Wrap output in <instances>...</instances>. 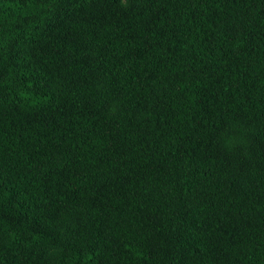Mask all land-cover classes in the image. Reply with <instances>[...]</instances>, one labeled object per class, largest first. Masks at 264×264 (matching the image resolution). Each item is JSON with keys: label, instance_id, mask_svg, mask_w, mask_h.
Listing matches in <instances>:
<instances>
[{"label": "trees", "instance_id": "16d2710c", "mask_svg": "<svg viewBox=\"0 0 264 264\" xmlns=\"http://www.w3.org/2000/svg\"><path fill=\"white\" fill-rule=\"evenodd\" d=\"M0 264H264V0H0Z\"/></svg>", "mask_w": 264, "mask_h": 264}]
</instances>
